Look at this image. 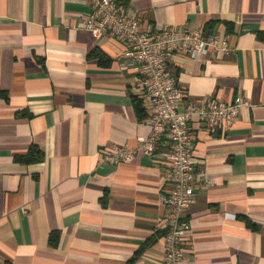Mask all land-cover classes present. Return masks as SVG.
Here are the masks:
<instances>
[{
    "label": "crops",
    "instance_id": "0c3cea01",
    "mask_svg": "<svg viewBox=\"0 0 264 264\" xmlns=\"http://www.w3.org/2000/svg\"><path fill=\"white\" fill-rule=\"evenodd\" d=\"M115 1L141 31L218 37L219 49L169 63L181 109L198 98L246 102L227 131L193 121L195 202L182 247L187 264H264V0ZM90 10L86 0H0V264H163L166 147L102 161L151 128L133 106L140 82L126 46L93 38ZM31 146L43 160L18 162Z\"/></svg>",
    "mask_w": 264,
    "mask_h": 264
},
{
    "label": "built area",
    "instance_id": "2783aa9c",
    "mask_svg": "<svg viewBox=\"0 0 264 264\" xmlns=\"http://www.w3.org/2000/svg\"><path fill=\"white\" fill-rule=\"evenodd\" d=\"M90 12L84 28L93 38L110 35L126 46L124 58L138 75L140 99L147 110L149 136L137 148L114 144L102 152V161L109 164L129 162L137 151L154 154L160 145L168 171L170 190L164 197L167 207L165 255L163 264H187L182 244L190 229L185 213L195 202L196 159L193 156L194 120L211 134L232 128L242 105V97L227 104L218 98H198L182 109L184 93L170 70L176 54L199 59L219 49L217 36L205 37L200 29L168 26L141 31L135 15L125 11L115 0H86ZM226 41L220 49H226Z\"/></svg>",
    "mask_w": 264,
    "mask_h": 264
},
{
    "label": "trees",
    "instance_id": "16d2710c",
    "mask_svg": "<svg viewBox=\"0 0 264 264\" xmlns=\"http://www.w3.org/2000/svg\"><path fill=\"white\" fill-rule=\"evenodd\" d=\"M93 56L95 58H99L101 61L104 59V54L100 51H95ZM133 106L135 108L137 118L139 119V121H143L144 119H146L147 117L146 110L143 105V101L140 98L136 96L133 97ZM43 158H44L43 151L37 146H31L26 156L17 157L16 160L24 164H31L35 162H40L43 160ZM135 259H136V256L133 260Z\"/></svg>",
    "mask_w": 264,
    "mask_h": 264
}]
</instances>
